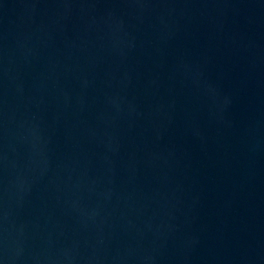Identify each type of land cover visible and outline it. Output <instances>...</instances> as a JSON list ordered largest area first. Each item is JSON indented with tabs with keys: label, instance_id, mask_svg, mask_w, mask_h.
<instances>
[{
	"label": "water",
	"instance_id": "1",
	"mask_svg": "<svg viewBox=\"0 0 264 264\" xmlns=\"http://www.w3.org/2000/svg\"><path fill=\"white\" fill-rule=\"evenodd\" d=\"M0 264H264V0H0Z\"/></svg>",
	"mask_w": 264,
	"mask_h": 264
}]
</instances>
